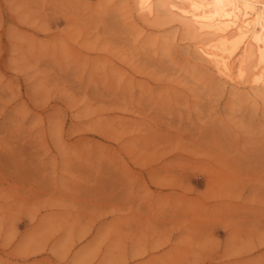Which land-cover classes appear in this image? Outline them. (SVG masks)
Instances as JSON below:
<instances>
[{"label":"rangeland","instance_id":"1","mask_svg":"<svg viewBox=\"0 0 264 264\" xmlns=\"http://www.w3.org/2000/svg\"><path fill=\"white\" fill-rule=\"evenodd\" d=\"M125 1L0 0V264H264V101Z\"/></svg>","mask_w":264,"mask_h":264},{"label":"bare ground","instance_id":"2","mask_svg":"<svg viewBox=\"0 0 264 264\" xmlns=\"http://www.w3.org/2000/svg\"><path fill=\"white\" fill-rule=\"evenodd\" d=\"M125 8L143 23L176 28L203 65L232 85L249 83L264 101V0H126ZM168 40L164 33L161 47Z\"/></svg>","mask_w":264,"mask_h":264}]
</instances>
